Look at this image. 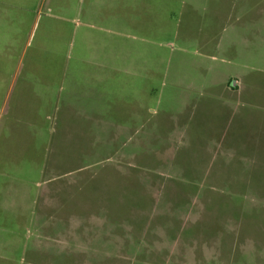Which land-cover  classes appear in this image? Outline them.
Listing matches in <instances>:
<instances>
[{"label":"rangeland","instance_id":"374dc122","mask_svg":"<svg viewBox=\"0 0 264 264\" xmlns=\"http://www.w3.org/2000/svg\"><path fill=\"white\" fill-rule=\"evenodd\" d=\"M0 264H264V0H0Z\"/></svg>","mask_w":264,"mask_h":264}]
</instances>
